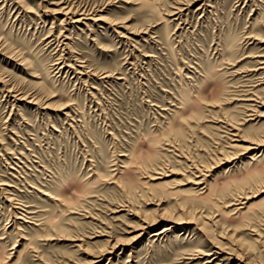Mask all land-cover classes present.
Here are the masks:
<instances>
[{
  "label": "rangeland",
  "instance_id": "obj_1",
  "mask_svg": "<svg viewBox=\"0 0 264 264\" xmlns=\"http://www.w3.org/2000/svg\"><path fill=\"white\" fill-rule=\"evenodd\" d=\"M235 263L264 264V0H0V264Z\"/></svg>",
  "mask_w": 264,
  "mask_h": 264
},
{
  "label": "bare ground",
  "instance_id": "obj_2",
  "mask_svg": "<svg viewBox=\"0 0 264 264\" xmlns=\"http://www.w3.org/2000/svg\"><path fill=\"white\" fill-rule=\"evenodd\" d=\"M66 6V5H65ZM68 6V5H67ZM78 7V6H77ZM74 8V7H73ZM78 9H80V8H77L76 9V11L78 10ZM54 11V10H53ZM73 11H74V9H73ZM100 10H96V11H92V12H90L89 10H87V9H81L80 11H78V12H72L69 8H66V7H63L60 11H58V12H56V14L58 13V14H63V15H71V21H74L75 23L77 22H79L80 23V21H82V23H83V21L84 20H95V21H103L105 18H103V16L101 17V16H99L97 13L95 14V12H99ZM69 17V16H68ZM62 20H64V18L62 19ZM86 22V21H85ZM94 22V21H93ZM62 23V22H61ZM73 23V22H72ZM72 23H70V24H72ZM116 24V23H115ZM79 25V24H78ZM66 39V38H65ZM68 39V38H67ZM20 97H18L20 100H24L26 97H25V95L24 94H21V95H19ZM17 99V98H16ZM18 99V100H19ZM34 101H36V99L34 100ZM34 103V102H33ZM239 135V134H238ZM248 147H250V146H248ZM152 225V224H151ZM139 228V227H138ZM170 229V227H166V228H164L162 231H159V232H157V233H152V235H159V234H161V233H163V232H165V231H168ZM116 245V244H115ZM117 247V246H116ZM216 247V246H215ZM106 253V252H105ZM103 255H105L104 253H102L101 254V256H103ZM241 261V263L243 262L242 260H240ZM236 264V263H235ZM240 264V263H239Z\"/></svg>",
  "mask_w": 264,
  "mask_h": 264
}]
</instances>
